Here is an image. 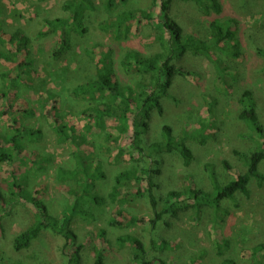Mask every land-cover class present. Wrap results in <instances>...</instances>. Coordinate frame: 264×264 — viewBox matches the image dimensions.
Segmentation results:
<instances>
[{
    "label": "rangeland",
    "instance_id": "1",
    "mask_svg": "<svg viewBox=\"0 0 264 264\" xmlns=\"http://www.w3.org/2000/svg\"><path fill=\"white\" fill-rule=\"evenodd\" d=\"M62 1L0 0L3 38L0 52H8L12 48L8 39L11 30L16 28L23 29L35 52L30 82L24 85L17 81V86L13 88L9 84L17 76L15 62L22 60L24 55L18 56L15 62L6 60L10 55L8 58L0 57V133L12 132V117H16L22 125L40 131L39 139L23 140L24 150L19 155L13 152V164L0 162V190L7 198L15 192L10 183L16 176L17 180L24 182L19 192L28 193L43 203L48 213L57 218H61L63 210L73 202L69 191L78 190L79 185L72 180H60L58 172L60 167H77L78 161L72 144L58 141L53 118L48 114L54 104L61 110L60 115L68 126H74L80 136L84 135L86 141L82 147L89 157L101 160L105 177L95 179L93 192L104 196L106 202L102 207L90 201L81 204L93 213V217L73 215L69 224L70 239L44 229L29 247L15 250V236L37 221L35 207L25 202L22 194H17L12 205L3 206L4 210L0 206V264H68L74 252H77V264H93L98 250L103 252L108 264H129L133 262L132 245L116 242L118 236L126 233L134 234L144 243L146 258L153 264H264V250H255L264 242V183L256 179L248 183L249 196L236 193L233 199L221 200L218 209L204 205L199 213L192 208L179 210L176 216L165 213L154 228L147 221L154 217L148 198L134 194L138 188H144L145 182L131 181L122 187V194L114 202L107 196L120 171L132 167L137 170L147 166L158 168L160 172L154 177L157 183L154 193L157 210L161 211L171 190L183 192L192 182L194 188L214 193L212 172L217 183L224 185L246 171L242 155L259 150L264 141V134L254 131L248 122L238 116L244 105L239 102L240 97L245 89H249L255 100L258 121L264 128V0H219L222 5L219 15L212 11L204 13L193 1L171 0L169 15L182 28L183 36L193 35L208 40L210 18L215 15L221 21L233 20L231 26L239 40L242 56L233 58L214 50L229 72H237V80L234 81L228 74L223 80L219 79L215 65L205 55L187 52L175 58V65L196 72L197 77L174 79L167 95L161 97L162 115L153 111L150 117L149 128L143 135V153L138 155L127 147L118 161L105 151L106 146L117 145L114 141L117 130L110 127L115 124L108 122L113 136L110 144L97 128L87 131L81 112L89 102L74 99L69 89L94 76L98 56L90 58L85 52L94 45L112 46L117 50L116 71L122 76L126 74L119 61L126 51L139 49L148 56L161 50L156 38L161 33L158 18L150 23L142 20L137 24L134 21L128 37L119 40L112 31H103L99 26L100 22L124 10L148 9L153 1L126 0L124 3L117 2L112 11H107L106 0H95V10L86 12L88 31L80 35L71 32V48L60 59H55L50 51L58 42L57 35L50 32L39 37L37 34L41 29L46 30L45 16L68 15L61 9ZM159 11L156 3L152 8L154 17ZM138 79V74L126 75V82L131 84ZM3 92L6 95H2ZM210 96L216 98L217 105L210 125L205 127ZM164 124L172 127L174 136L192 135L184 137L194 154L189 166L184 165L176 151L156 152L149 148L151 143L161 139ZM203 126L207 133L201 141L196 132L204 130ZM125 140L127 145L128 139ZM36 156L48 158L43 163V170L34 167L32 159ZM258 171L264 173V159L258 164ZM125 190L130 193L126 194ZM86 191L88 189L84 193ZM117 211H122L126 218L144 217L146 221L126 224L122 228L112 227L109 219H122Z\"/></svg>",
    "mask_w": 264,
    "mask_h": 264
},
{
    "label": "trees",
    "instance_id": "2",
    "mask_svg": "<svg viewBox=\"0 0 264 264\" xmlns=\"http://www.w3.org/2000/svg\"><path fill=\"white\" fill-rule=\"evenodd\" d=\"M125 1L106 0V9L107 11H112L117 2L124 3ZM152 1L153 4L148 9H127L99 23L101 30L112 31L114 37L119 40L122 37H128L129 29L134 21L140 24L142 20L150 23L155 18L159 19L158 25L161 33L156 38L160 43L161 50L146 56L139 49H131L126 51L119 61L126 75L135 73L140 76V79L136 80L133 84L126 82V75L122 76L116 71L115 56L117 55L115 54L117 50L112 46L94 45L85 51L86 55L90 58L98 56L94 76L85 79L81 83L79 82L69 89V94L74 99L89 102L81 112L82 118L86 121L84 127L87 131L91 128H97L100 132L104 133L106 140H109L110 144L113 141V136L109 132V128H116L118 135L114 137V141L117 145L113 147L110 144L111 146L108 145L105 149L115 161L119 160V157L123 155L127 147H130L138 155L143 153V135L149 128L150 117L153 111L162 115L163 106L161 104V97L167 95L168 89L173 84L174 79L176 77H197L198 74L196 72L175 65L173 63L175 58L187 52L205 55L215 65L219 79L223 80V77L228 74L234 81L237 80V72H229L228 68L223 65L222 60L216 56V51L225 53L233 58H240L242 56L239 40L236 38L235 31L231 26L233 20L221 21L215 16L219 15L222 11V5L219 0H185L195 2L206 14L210 11L214 12L215 15L210 18L209 22L210 38L208 40H203L193 35H182V28L169 15L171 0ZM156 3L160 11L154 17L152 8ZM95 8V0H63L61 9L65 13H68L67 16L63 17L55 14L44 17V28L46 30L41 29L37 35L42 37L48 35L50 32L57 35L58 42L50 51L52 58L60 59L71 48V32L75 31V33L80 35L88 31L85 24L86 12L95 10ZM2 40V32L0 30V41ZM8 42L12 48L8 52H0V57L8 58V55H10L11 57L6 60L15 62L18 56L24 55L22 60L15 62L17 76L9 84V87H16L17 81H21L22 84L27 85L30 82V75L33 73L31 66L35 53L31 46V40L23 29L16 28L11 30ZM2 95H6V93L3 92ZM239 102L244 104L238 114L239 118L248 122L257 133L264 134V128L258 121L252 91L245 89ZM216 105V98L210 96L208 99L209 116L206 119L207 124L205 127L210 125V119H212L216 111ZM50 107L51 109L48 110V114H51L53 118V127L58 136V141L62 143L70 142L74 147V155L78 161V166L75 168L60 167L58 178L60 180H72L79 185V188L78 190L70 189L69 192L73 202L69 203L68 207L63 210L62 217L57 218L48 213L47 207L43 203L29 196L28 193L23 194L19 192L23 188L24 182H20L17 180L19 179L18 177L13 176L14 181L10 184L15 187L16 191L11 193L7 198L0 190V206L2 208L3 206L9 207V205L13 204V197L17 194H22L25 198L24 201L31 203L35 207L37 218L34 224L29 225L15 236L13 240L15 250L29 247L32 241L44 229H50L57 234H63L67 240L70 239L72 234L69 224L73 215L78 214L83 217H93V213L84 209L81 204L85 201H90L94 205L102 207L106 202L104 196L93 192L95 179L105 177L104 172L101 170V160L89 157L90 155L86 153V149L82 147V143L86 141L84 135L81 134L80 136L74 126H68L63 116L60 115L61 110L56 108L54 104ZM11 119L12 132L10 134L0 133V141L3 143L0 146V162L13 164V152L19 155L24 150L23 140L39 139L40 131L22 125L16 117H12ZM108 122L115 124V126L109 127ZM206 133V128H204L202 131H197L196 136L202 141ZM77 136L79 139H77ZM188 136L191 137L192 135L185 133L183 137L174 136L172 127L164 124L160 132L161 139L151 143L149 148L156 152L171 153L176 151L182 157L184 165L189 166L193 161L194 154L185 142L184 137ZM119 139H121L120 143ZM125 139H128L127 145L124 144L127 142ZM132 157L134 159V156ZM242 157L246 164V171L244 173L238 174L224 185H219L214 172H212L211 179L212 182H215L214 193L196 189L192 182L188 183V188L183 192L171 190L165 197V205L161 211L157 210L156 204L158 202L154 193L157 188L154 177L157 174L159 175L160 172L158 168L147 166L137 170L132 167L120 171L116 175L115 183L107 196L110 201L114 202L122 194V187L128 185L131 181L137 183L145 182L144 188H138L134 194L148 198L154 217L147 221L154 228L165 213L176 216L179 210L183 211L189 208L199 213L201 206L204 205L213 206L218 209L221 200L233 199L236 193L249 196L248 183L252 179H256L259 183H264V173L258 171V164L264 159V141L259 150L248 155L243 154ZM47 160V157L36 156V158L32 159V162L34 167L40 171L43 170V163ZM226 168H229L227 164ZM11 174L13 175V171ZM85 189H88V191L84 193ZM127 191L125 190V193ZM129 193L127 192L126 194ZM117 213L121 215L122 219L115 217L109 219L108 223L112 227L122 228L126 224L131 225L140 221H146L144 217L137 218L132 216L126 218L123 216L122 211H117ZM116 242L119 245L127 242L132 245L133 252L131 258L133 262L129 264H153L146 258L144 243L134 234L126 233L120 235L116 238ZM162 244L166 245V243ZM255 250H264V242L255 247ZM77 260V252H74L68 259V264H77ZM15 264L24 263L16 262ZM93 264H108L101 250L95 253ZM159 264L164 263L161 262Z\"/></svg>",
    "mask_w": 264,
    "mask_h": 264
}]
</instances>
